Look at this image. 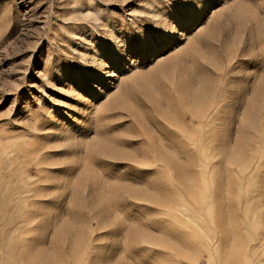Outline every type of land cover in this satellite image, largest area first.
I'll return each mask as SVG.
<instances>
[{"label": "rangeland", "instance_id": "rangeland-1", "mask_svg": "<svg viewBox=\"0 0 264 264\" xmlns=\"http://www.w3.org/2000/svg\"><path fill=\"white\" fill-rule=\"evenodd\" d=\"M0 264H264V0H0Z\"/></svg>", "mask_w": 264, "mask_h": 264}, {"label": "bare ground", "instance_id": "bare-ground-1", "mask_svg": "<svg viewBox=\"0 0 264 264\" xmlns=\"http://www.w3.org/2000/svg\"><path fill=\"white\" fill-rule=\"evenodd\" d=\"M191 22V21H190ZM261 80H262V78H261ZM262 92V91H261ZM257 97V96H256ZM247 101V100H246ZM162 103V102H161ZM191 103V102H190ZM164 105V104H163ZM166 106V105H165ZM169 106V105H168ZM169 109V108H168ZM184 110V109H183ZM169 111V110H168ZM184 112V111H183ZM164 113V112H163ZM173 113V112H172ZM169 114H170V112H169ZM212 115H213V113H211ZM257 114H258V112H257ZM171 115V114H170ZM188 115V114H187ZM211 115V116H212ZM215 115V114H214ZM176 116V115H175ZM208 116H209V114H208ZM210 116V117H211ZM186 117V116H185ZM192 117H193V120H194V118L196 119V116L195 115H192ZM175 119H176V117H174ZM189 118H191V117H189ZM174 119V120H175ZM179 119V118H178ZM178 119H177V121L176 122H178ZM190 120H192V119H190ZM243 120V119H242ZM148 121V120H147ZM180 121V120H179ZM189 121V120H188ZM245 121V120H244ZM149 122V121H148ZM181 122V121H180ZM195 123V122H194ZM199 123V122H198ZM201 123V122H200ZM151 126H153V125H151ZM182 126V125H181ZM184 126V125H183ZM182 126V127H183ZM201 127V126H200ZM178 128V127H177ZM185 132H182V133H184V135L181 133V135H177V136H175L174 138H170V141L172 142V152H173V154L174 155H176V157L177 156H184L185 154H187L188 152H191V151H196L197 150V144L199 143V140H198V132H197V130L195 129V128H193L192 126L190 127V126H185ZM151 130V129H150ZM156 130V129H155ZM154 131V130H153ZM173 131V130H172ZM155 132V131H154ZM157 132V131H156ZM177 132V131H176ZM179 134V133H178ZM202 134H203V132H202ZM158 135V134H157ZM159 137H160V134H159ZM163 140V139H162ZM165 142V141H164ZM106 143V142H105ZM123 143V142H122ZM127 143V142H126ZM114 144H117V143H114ZM133 145V144H132ZM120 146V145H119ZM118 146V147H119ZM122 146H124V145H122ZM122 146H120V148L122 149ZM128 147V146H127ZM130 147V146H129ZM129 147H128V149H129ZM133 146H131V148H132ZM154 147H155V145H154ZM201 147V146H200ZM125 148V147H124ZM134 148V147H133ZM191 148H193V150H189V149H191ZM120 149V150H121ZM123 150V149H122ZM169 150V149H168ZM171 150H169L170 152H171ZM128 151V150H127ZM129 151L131 152V150L129 149ZM133 151V154L135 155L136 153H134L135 151L134 150H132ZM123 152V151H122ZM113 153V152H112ZM201 153V152H200ZM126 154V153H125ZM172 154V155H173ZM184 158V157H183ZM143 159V158H142ZM177 159V158H176ZM184 160V159H183ZM152 161H153V159H152ZM180 161H182V160H180ZM184 161H186V160H184ZM149 164V163H148ZM161 164V163H160ZM153 165V164H152ZM184 166V165H183ZM198 167V166H197ZM154 168H155V166H154ZM159 168V167H158ZM166 168V167H165ZM153 169V168H152ZM156 169V168H155ZM159 170H160V168H159ZM178 170H180L181 171V169H178ZM183 170V169H182ZM185 170V169H184ZM150 171V170H149ZM141 172V171H140ZM185 172V171H184ZM134 173V172H133ZM187 181V180H186ZM189 183V182H188Z\"/></svg>", "mask_w": 264, "mask_h": 264}, {"label": "snow or ice", "instance_id": "snow-or-ice-1", "mask_svg": "<svg viewBox=\"0 0 264 264\" xmlns=\"http://www.w3.org/2000/svg\"><path fill=\"white\" fill-rule=\"evenodd\" d=\"M194 6V5H193Z\"/></svg>", "mask_w": 264, "mask_h": 264}]
</instances>
